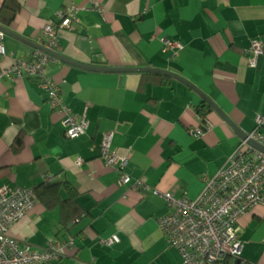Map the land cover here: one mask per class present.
Instances as JSON below:
<instances>
[{
    "label": "crops",
    "instance_id": "1",
    "mask_svg": "<svg viewBox=\"0 0 264 264\" xmlns=\"http://www.w3.org/2000/svg\"><path fill=\"white\" fill-rule=\"evenodd\" d=\"M10 24L41 44L56 11L78 7L72 30L62 29L57 53L93 66L153 67L190 81L231 124L182 81L154 72L81 68L53 57L46 65L64 103L88 121L69 139L62 115L37 80L0 76V186L32 188L33 208L9 233L34 247L68 240L64 256L45 264H182L158 219L170 210L162 192L195 197L203 176L224 166L241 139L264 115V55L248 64L253 39L264 43V0H16ZM4 0H0V8ZM163 38L181 45L175 52ZM0 72L35 47L3 38ZM202 108V118L198 112ZM203 128L197 137L189 128ZM127 158L130 181L100 156L103 134ZM82 158L80 164L77 159ZM140 181V185L135 182ZM159 193H154L153 190ZM79 214L72 218V212ZM240 262L264 264V205L242 213L234 225ZM117 234L119 241L106 244Z\"/></svg>",
    "mask_w": 264,
    "mask_h": 264
},
{
    "label": "built area",
    "instance_id": "2",
    "mask_svg": "<svg viewBox=\"0 0 264 264\" xmlns=\"http://www.w3.org/2000/svg\"><path fill=\"white\" fill-rule=\"evenodd\" d=\"M77 11L78 7L73 3L59 8L56 11L58 20L43 27L45 40L41 45L57 51L60 31L73 29ZM4 35L0 30V56L5 55ZM163 41L166 48L175 52L181 48L179 43L170 39L163 38ZM247 51L249 66L256 67L259 56L264 55L263 41L253 39ZM52 58L36 48L29 58L15 59L10 67L0 72V76L13 74L18 78L37 80L53 109L62 115L65 137L73 139L86 133L88 121L84 115L78 118L64 103L59 86L46 73V65ZM203 131V128H189V133L195 137L202 135ZM112 137V132L103 134L100 156L107 166L120 170L117 183L121 185L131 178L123 171L127 158L112 148ZM249 140L264 146V115L256 116L254 129L239 139L224 166L211 176H203V187L197 196L177 198L171 193H161L170 211L158 219V225L167 243L179 251L182 264H217L228 255L240 257L242 245L234 228L235 222L242 213L258 204L264 205V152L252 146ZM82 161V158L77 159L78 164ZM135 184L140 185V181ZM153 192L159 193L155 189ZM36 200L32 188L0 186V264H45L61 258L72 246V238L50 239L43 247L37 248L10 235V227L33 208ZM118 241L115 233L105 239L108 245Z\"/></svg>",
    "mask_w": 264,
    "mask_h": 264
},
{
    "label": "water",
    "instance_id": "3",
    "mask_svg": "<svg viewBox=\"0 0 264 264\" xmlns=\"http://www.w3.org/2000/svg\"><path fill=\"white\" fill-rule=\"evenodd\" d=\"M0 30L4 33V34H8L11 36H14L24 42H29L31 43L32 46H34L37 49H41L45 52H47L49 55H51L52 57L58 58L60 60H63L64 62H67L69 64L81 67V68H86V69H92V70H102V71H138V72H154V73H159V74H163L166 76H170L173 77L175 79H178L180 81H182L184 84H186L187 86H189L190 88H192L199 96L202 97L203 100H205L209 105H211L215 110H217L220 114L223 115V117L228 121L229 124H231V126L236 129V126L233 124V122L227 117L225 116L221 110L216 106V104L208 97L206 96V94H204L200 89H198L195 85H193L190 81L186 80L184 77L175 74L173 72H170L168 70H163V69H158V68H153V67H108V66H93V65H89V64H82L80 62H76L74 60H71L59 53H57L56 51H52V50H48L46 49L44 46H42L41 44H36L34 42H30V40L16 34L15 32H13L12 30H10L8 27H6L5 25L0 23ZM241 138H245L247 136V134L245 133H241ZM249 143L254 146L255 148L261 150L264 152V146H262L260 143L253 141V140H249Z\"/></svg>",
    "mask_w": 264,
    "mask_h": 264
},
{
    "label": "trees",
    "instance_id": "4",
    "mask_svg": "<svg viewBox=\"0 0 264 264\" xmlns=\"http://www.w3.org/2000/svg\"><path fill=\"white\" fill-rule=\"evenodd\" d=\"M20 5L16 0H4L0 8V23L3 25H8L14 19L15 15L18 13ZM200 116L203 118L205 111L202 108H198ZM79 214L75 211L72 212V218L76 219ZM217 264H240L239 257L226 256L223 260Z\"/></svg>",
    "mask_w": 264,
    "mask_h": 264
}]
</instances>
